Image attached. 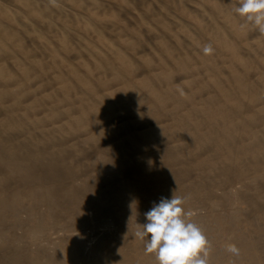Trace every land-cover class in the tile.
Returning <instances> with one entry per match:
<instances>
[{
    "label": "bare ground",
    "instance_id": "obj_1",
    "mask_svg": "<svg viewBox=\"0 0 264 264\" xmlns=\"http://www.w3.org/2000/svg\"><path fill=\"white\" fill-rule=\"evenodd\" d=\"M227 3L231 5H228L230 10L227 9L225 0H0L1 221L17 220L18 211H21L19 202H30L31 199L33 201L31 196L41 191L47 200L48 197L52 200L54 198L49 188L39 184L43 183L42 180L35 181L36 177L33 178L29 175L33 172V170L30 171V162L35 160L37 153L32 154L26 161L21 160L20 145H13L15 140L10 139L15 138H12L11 135L29 134L31 133L30 129L42 133V123L52 118H58L56 116L60 115V112L57 111V108L64 107L63 114L67 115L70 120L65 129L85 130L86 132L89 130L90 134L92 133L90 139L98 140L99 135L96 133H99V129L97 131L93 128L95 124L102 123L105 118L117 119L114 117L117 114L114 115L115 112L135 113L139 117L135 124L148 120V122L155 121L152 124L154 125L160 119L170 117L172 125L163 127L157 124L148 132L138 130L131 134L127 133L125 138L133 149H139L156 140H173L190 133H195V136L192 137L196 144L194 148L204 146L205 143H214L206 147L205 153H201L203 155L209 151L214 152L205 162L196 165L195 169L199 171L205 167L210 169V166L220 163L223 177H230L227 181L230 182L228 184L230 195L224 197L222 202L215 206H212L213 203L210 201L209 208L212 211L211 219L214 224L212 228L215 227L213 230L216 231V228L230 229L225 246L234 244L236 235L233 234L237 231V224L244 225L241 223L244 219L239 217L242 207L240 208L241 204L238 201L241 199L240 194L244 192L246 194V191H242L241 184L251 187L253 194L256 192L257 198L254 197V202L257 201L260 208L264 202V193L262 194L264 192V77L261 74L258 76V80L261 79L263 86L262 91L257 88V82L254 80L258 74L256 70L262 68L264 71V54L262 60L260 59L262 67L254 66L249 58L251 51L247 46H244V40L242 41V38L247 40L251 36L252 41L261 45L264 50V36L260 39L262 36L258 37V34H261L259 30L246 24L245 18L235 13L234 8L238 6V0H230ZM165 7H173L177 13L175 16L172 15L174 17L173 28L161 16L163 14L169 19L171 15ZM256 34L257 37L253 38V35ZM208 44H211L213 52L205 54L203 48ZM254 70L256 73L253 72ZM189 74L192 79L185 80ZM37 84H41L50 92L40 94L38 100H30L41 92ZM101 93H104L105 97L100 95ZM195 94H198L199 98L202 94L206 96L202 99L203 102L192 104L190 110L187 111L184 108V103H190L191 97H194ZM43 102L45 105L52 106V109L43 106L41 104ZM117 103H122V106ZM39 106L41 111L38 109ZM45 109L47 112L42 114ZM174 110H176V114L184 110L185 113L180 114L184 117L176 118L173 115ZM255 124L260 125V127L256 126L259 129L252 128L251 125ZM203 126H206L208 131L203 132ZM52 138L47 134L41 142L50 140L52 145L54 143ZM39 148L41 149V147ZM32 150L34 149L32 148ZM108 156L100 155L98 162L104 164L103 161H107V164H110L111 155ZM35 164L32 163L34 169ZM169 164L171 163H168V166ZM43 168H41V172ZM148 168L151 167L148 166ZM124 169L125 167L122 166L120 170ZM145 174L139 177L140 182L150 183L149 176L146 172ZM33 175L38 176L39 174ZM74 177L76 178V176ZM154 184L157 186V183ZM18 186L21 189L17 188ZM37 197L39 198V196ZM42 198L40 196L39 199ZM42 200L44 201V199ZM36 201L39 202V200ZM43 206H47V204H43ZM16 210L17 214H14ZM200 216V213L193 212L187 219L194 223ZM23 217L26 218V214ZM16 223L15 221L14 224ZM10 225L12 226V224ZM6 229L8 230V228ZM34 229H30L27 236L38 239L40 231L36 227ZM202 231L205 235V231L203 229ZM100 232L102 233L99 231L96 238L94 237L95 240L92 239L88 242H84V239H82L84 241L74 240L71 237L66 241V246L69 249L68 254L75 256V253L80 251L85 255L90 250L94 251L95 246L104 241L103 238L106 241L109 240L110 245L114 239L116 240L114 235L111 236L112 233L103 232L102 238ZM3 233L5 234V230ZM4 234L3 236H5ZM7 238H9V233ZM37 239L36 241H38ZM238 240L241 243L237 244L240 250L239 257L236 256L237 261L264 264V256L257 251L256 243L250 239L248 234L246 236L238 235ZM5 241L3 242L5 243ZM113 244L114 255L117 258L123 255L124 258L123 249L126 245L121 237L119 242ZM46 246H49L50 251L47 249L48 247L44 248ZM44 247L39 246V249L35 247L31 251L36 264H39L41 248L49 253L48 256L46 254L43 257L55 258L54 252H52L54 248L49 243ZM209 248L212 247L209 246ZM214 252L210 250L209 254V259L213 260L214 264L222 262L227 264L230 262L228 259L235 256L232 254L228 259H225L220 255L217 256ZM221 253L223 254V252ZM229 254L231 255V253ZM40 256H42L41 253ZM135 257L136 261L126 260L122 264H135V262L137 264H152L153 262L149 261L156 260L155 254L143 252L138 253ZM112 261L114 260L112 259ZM118 261L120 262L119 259ZM96 262L99 264V261ZM106 263L108 262L106 261ZM89 264L91 263L89 262Z\"/></svg>",
    "mask_w": 264,
    "mask_h": 264
},
{
    "label": "rangeland",
    "instance_id": "obj_2",
    "mask_svg": "<svg viewBox=\"0 0 264 264\" xmlns=\"http://www.w3.org/2000/svg\"><path fill=\"white\" fill-rule=\"evenodd\" d=\"M229 1L225 0L226 7L228 10H230L229 6H231L229 3H227ZM165 8H166V11H169L171 14L169 19L166 18L165 15H163L161 13L160 14L162 17H164L163 20L166 21L168 23V25L173 28L174 24H172V23H174L173 22L174 17L172 15L175 16L177 13L175 12L173 7H165ZM179 36H182V34H179ZM259 36H262V37H260V39H261V38H263L264 34H262V33L258 34V37ZM254 37H257V34L253 35V38ZM243 40H244V42H243L244 46H247L251 51L249 58H250V61L253 62L252 64L254 66L258 65L259 67H262L261 66V64H262L261 60H262V56L264 54V50L261 48V45H258L257 43H255V41L253 42L251 36L247 40H246V38L245 39L242 38V41ZM253 72H255V70ZM256 72L258 74L256 75L257 78H255L254 80L257 82L256 83L257 88L260 91H262L263 86L261 83V79H259L260 80V82H259L258 76L261 74L264 77V71L262 70V68H259L258 70H256ZM191 77L192 76L189 74L185 80H190V79H192ZM196 78L200 79L199 77H196ZM37 85L39 86L41 92L39 94L37 93L36 95H34L30 100H32V99L38 100L40 98V94L43 95L45 93L50 92L49 90L45 89L41 84H37ZM100 95L105 97L104 93H101ZM195 95H194V97H191L190 103H184V108H186L187 111L190 110V107L192 106V104L196 105V104H200L201 102H203L202 99L205 98V96H206V95L202 94L201 97L199 98L198 94H195ZM41 104L43 106L45 105L44 102ZM117 105L122 106V103L121 104L117 103ZM45 106L48 109H52V106L50 107V105H45ZM38 109H39V111H41L40 106L38 107ZM57 111L60 112V115L58 114L56 116L58 118H52V119H50L48 121H44L42 123V125H41L42 126V133H38L35 129H33V130L30 129L29 131L31 133H29V134L19 133V134L11 135L12 138H15V139H10L12 141L15 140V143H13V145H15V144L20 145L19 156H20L21 160L26 161V159L28 157H31L32 154L33 155H34V153L38 154V156L36 154V156L34 158L35 160H32V162H30V165H29L30 169H31L30 171L32 172V170H33V172L30 173L29 175L32 176L33 178L36 177V179L34 178L35 181L42 180L43 183H39V184L45 186L46 188H49L52 191L51 193L54 196V198L52 200V199H49V197H48L49 201L52 200L51 202H49L41 191V192H39L40 195H38L39 193H37V194L31 196V198L33 197V201H32V199L30 201L31 203L29 201L28 202L27 201H25V202L20 201L19 204L20 203L21 204L19 205V207L21 206L20 207L21 211L20 212L18 211V214H17V210H16L14 213V214L18 215V216H16L17 220H15L17 222L16 224H14L15 221H12V222H8L5 220L1 221L2 219L0 218V225H1L0 230L3 229L2 231H0V237L2 236L0 239V242L2 241L0 243V264H36L35 263L36 261L33 260V254H32L33 252H31V251L35 247L38 249H39V246L44 247V245H46L47 243H49L51 245V247H53L56 244L55 247H53L54 250H52V252H54L55 258L47 259L46 257H43V255H46V254L48 256L49 253H47V251H45V249L41 248L40 253L42 256H40V253H39V257H40L38 259L39 264H60V263L61 264H89V262L91 264H96L97 263L96 261H99V264H105L106 261L108 262L106 264H115V263L116 264H122V263H125L126 260L127 261H132V260L136 261L135 256L138 255V253H142V252L145 253V249H144V245H143L144 242L139 240L138 238H136L134 236V233L138 230V225L139 224L143 225V224L147 223V220H146V217L144 214L147 211H149L153 207L154 204H158L160 202L161 198L171 199L173 193L176 196L184 198L183 208H184L185 212H191V213L198 212L201 214V216L198 218V220L196 222H194L196 225H200L201 223H205L207 221L205 223L206 225L202 224L199 227H201L205 231V236L209 242V246L212 247V248H209V254H210V250L212 252H214L218 249L219 252H218V250L216 252H214V253H216L217 256L220 255L221 257H224L225 259H228L230 256H232V254L230 255L227 252L226 246H225V243H226L225 241L227 240V236H229V234H230V229H224V228L218 229V228H216L217 229L216 231L213 230L215 227L212 228V226L214 224H213V221L211 219L212 218L211 217L212 211H210V208H209L210 207V201H211V203H213L212 206L213 205L215 206V204L221 203L222 200L224 199V197L230 195V193H228V190L230 192V188L228 185L230 182H227L228 179H230V177H228V178L223 177V175H222L223 169L221 168L222 165L220 163H217L214 166H210V169H208L207 167L203 168V170H200V171L198 169H195L196 165H199L201 162H205V160H207L210 157V154H212L214 152V151L213 152L209 151L208 153L202 155V153H205V151L207 150L206 147H209L210 146L209 144L213 145L214 143H205L206 145L202 144L204 146H201L199 148H194V145H196V144H194L192 137L195 136V133H190V134H187L185 136L183 135V136L178 137V138L176 137L173 140H164V139L156 140L152 143H149L148 145L141 146L139 149H135V148L133 149L130 145H128V143H127L128 140L125 138L127 133L131 134L132 132H137L138 130L148 132L149 130L152 129V127H154L157 124H159L163 127H168V126L172 125L171 124V118L170 117H164V118L160 119L159 121H157V124H154V125H152V124L155 121L154 122L153 121L148 122V120H146L144 123L140 122L138 124H135V121L139 120V117L137 114H135V113L121 114L120 112H115L114 115L116 113L118 114V115L116 114V116H114V117H117V119L116 118L113 119V117L109 118V119L105 118V119H103L104 121L102 120L103 122L99 121L102 123L95 124V127H93V128L95 130L99 129V133H96V135H99V137H98V140H91L90 136L92 133L90 134L89 130H87V132H86L85 130H73V129L68 130V129H65L70 120H68L67 115L65 116V114H63L64 113V107L57 108ZM45 112H47L46 109H45V111L44 110L42 111V114H45ZM167 113H168V111H167ZM183 113H185L184 110L177 112V114H176V110L173 111V115H175V117L178 119H180V117H184V116L180 115ZM61 114H63L64 117ZM130 115H132V116H130ZM39 116H41V115H39ZM121 116H123V117L121 118ZM105 117H107V116H105ZM101 124H102V126H101ZM104 125H106V126H104ZM251 126H252V128H255V129H259L257 127H260L259 124H257V125L255 124L254 126L253 125H251ZM202 131L203 132L208 131L206 126H203ZM101 133H103V134H101ZM47 134L49 135V137H53L52 140H54V143H53L54 145L53 144L51 145V142H49L50 140H43L41 142V140L44 139ZM58 140H59V142H58ZM103 141L104 142L107 141V142L104 143ZM108 141H111V142H108ZM187 141H188V143H187ZM189 141H190V143H189ZM115 144H117V145H115ZM189 144H190V146H189ZM245 144H248V143L245 142ZM116 146H117V148H116ZM39 147H41V149ZM32 148L35 150V152H34V150H32ZM93 149H94V151H93ZM173 153H175V154H173ZM100 155L102 157L111 155L110 156L112 159L111 163L109 162L110 164H107L108 163L107 161L106 162L103 161L104 164L99 163L98 157ZM164 155L165 156L168 155V156L165 157ZM174 155H176V156L174 157ZM119 156H121V158H119ZM152 156H154V157H152ZM172 156L174 157V159ZM80 157H81V159H79ZM92 157H93V159H92ZM86 159H87V161H86ZM115 159H117V160H115ZM177 159L181 160V161H178ZM167 162L171 163V164H169V166H168ZM183 162H184V164H183ZM32 163H33V165H34V163H36L35 169H37V170H35L33 168ZM84 164H85V166H84ZM126 164H127V166H126ZM143 164H144V166H142ZM179 164H182V165H179ZM51 165H52V167H51ZM122 166L125 167L124 170H120ZM148 166L151 168H148ZM40 167L41 168L46 167L45 168L46 170L43 168L42 172H41ZM99 169H101V170H99ZM141 169H144L145 171L144 170L141 171ZM58 170H60V171H58ZM135 171H137V172H135ZM171 171L174 172L175 174L172 173ZM185 171H186V173H185ZM103 172H104V174H102ZM145 172L147 173V175L150 178V183L140 182V180H139L140 176L146 175ZM71 173L74 175H72ZM33 174H39L38 175L39 177L37 175H33ZM217 174H218V176H217ZM103 175H104V177H103ZM74 176H76V178ZM169 178H170V180H169ZM193 178H195V179H193ZM55 179H56V181H54ZM189 179H191V181H189ZM206 179H208V180H206ZM221 182H222V184H221ZM65 183H66V185H65ZM124 183L127 185H125ZM154 183H157V186ZM158 183H159V185H158ZM67 184H69V185H67ZM77 185H80V186H77ZM166 185L169 187L167 188ZM241 185H242V191H246V194H245V192L240 194L241 199H239L238 203L241 204V206L240 205L239 206H240V208L242 207L241 208L242 211L239 212V217L241 219H244V221L245 220H247V221H245V222L241 221V223L244 224L242 226L240 225V223L237 224V231H236V233L233 234V235H236L235 239H234V244L238 247L237 244L241 243L238 240V235H245L246 236L248 234V236H250V239L256 243L257 251L261 255L264 256V225H263L264 224V202L262 204V207L260 208L258 203H256L257 201L254 202V197L257 198V196L255 195L256 192H254L255 194H253L251 191V187L244 186L245 184H241ZM17 188L21 189V187H19V186ZM208 188H209V190H208ZM164 191H165V193H164ZM55 193H56V195H54ZM263 193L264 192H262V194ZM37 196H39V198H40V196H41V198L44 196L42 198V199H44V201L42 199H39ZM211 198H212V200H211ZM36 200H39V202H37ZM40 200H42V201H40ZM251 200H253V201H251ZM253 203H254V205H253ZM43 204H47V206H43ZM48 204H50V205H48ZM52 205H53V207H52ZM49 207L51 208V210ZM110 207H111V209H110ZM23 212H25V213H23ZM28 213H30V214L28 215ZM25 214H26V218L23 217V216H25ZM202 215H204V216H202ZM30 216H32V217H30ZM208 217H210V218H208ZM37 218H39V219H37ZM28 219H31V220L29 221ZM23 220L24 221L27 220V221L24 222ZM108 220L110 223L108 222ZM202 221H204V222H202ZM102 222H103V224H102ZM136 222H138V223H136ZM254 222H256V223H254ZM10 224H12V226ZM30 224L32 225L31 227L29 226ZM34 225H36V226H34ZM97 225H99V226L97 227ZM102 226H104V227L102 228ZM34 227L38 228V231H40L38 239L36 237L31 238V237L27 236V232L30 229H34ZM6 228H8V230ZM227 228H228V226H227ZM4 230H5V234L3 233ZM99 231H102V233L106 232V231L112 233L111 236L113 237V235H114V238H116V240L114 239V241H112V244L119 242L120 237H121V239L124 241V245H126L125 247L123 246L124 247L123 253H125L124 258H123V255H122V257L120 256L118 258L114 255L115 249L113 248L112 244L111 245L109 244L110 243L109 240H108L109 241L108 242L103 238L101 232H100V234H101V237L103 238L102 240H104V241L100 242V245L97 244L95 246L96 251L90 250L89 253H86L87 256H86V254L83 255V253L80 251L75 253V256H74V254H72V255L68 254L69 249L66 246V241L69 240L71 237L74 240L84 239L85 241L84 240H82V241L88 242V241L94 239V237L96 238ZM1 232H2V235H1ZM123 232H126V233H123ZM8 233H9V238H7ZM116 233L118 236L115 235ZM121 233H123V234L121 235ZM3 234L5 236H3ZM82 236H83V238H82ZM36 239L38 241H36ZM40 239H41V241H40ZM125 239H126V241H125ZM145 239H147V238H145ZM215 239H217V240H215ZM4 240H6L8 242L5 241V243H4L3 242ZM40 242H42L41 244H44V243L45 244L41 245ZM214 243H216V244H214ZM135 244H138V245H135ZM122 245H123V243H122ZM133 246H134V249H133ZM44 248H47L50 251L49 246H46ZM125 249H127L128 251ZM221 252H223V254L225 253L224 256ZM62 253H63V255H61ZM217 253H219V254H217ZM92 254H93V256H92ZM83 256L86 257V259H84ZM30 257H32V258H30ZM237 257H239V255ZM75 258H77V260H75ZM230 258L228 259V260H230V262H227V264H236V263L240 264L241 263L240 261H237L236 255L234 257H230ZM234 258H235V260L233 261ZM112 259L114 261H112ZM118 259L120 260L121 263L118 261ZM40 260H42V261H40ZM46 261H48V263H46ZM149 262H153L152 264H158V262L154 259H151ZM218 262L221 263L222 261H218ZM212 263H213V260L209 259V264H212ZM224 263L225 262H222L221 264H224ZM135 264H137V263L135 262ZM241 264H253V263H250V262L245 263L243 261Z\"/></svg>",
    "mask_w": 264,
    "mask_h": 264
},
{
    "label": "clouds",
    "instance_id": "obj_3",
    "mask_svg": "<svg viewBox=\"0 0 264 264\" xmlns=\"http://www.w3.org/2000/svg\"><path fill=\"white\" fill-rule=\"evenodd\" d=\"M234 11L264 34V0H238ZM203 52L212 53L211 44ZM183 204L184 198L174 193L171 199L161 198L144 214L147 223L139 224L134 236L144 242L146 254H155L158 264H209V242L202 229L189 222L192 213L185 212ZM226 250L240 254L235 244L226 245Z\"/></svg>",
    "mask_w": 264,
    "mask_h": 264
}]
</instances>
